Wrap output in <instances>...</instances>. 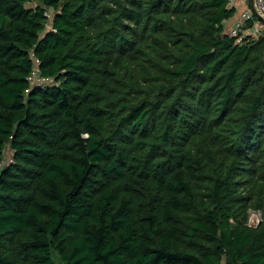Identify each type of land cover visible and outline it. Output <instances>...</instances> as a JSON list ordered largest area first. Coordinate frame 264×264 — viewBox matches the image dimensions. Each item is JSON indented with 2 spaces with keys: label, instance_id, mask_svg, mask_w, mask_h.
Returning <instances> with one entry per match:
<instances>
[{
  "label": "trees",
  "instance_id": "16d2710c",
  "mask_svg": "<svg viewBox=\"0 0 264 264\" xmlns=\"http://www.w3.org/2000/svg\"><path fill=\"white\" fill-rule=\"evenodd\" d=\"M234 16L0 0V264H264V36Z\"/></svg>",
  "mask_w": 264,
  "mask_h": 264
},
{
  "label": "built area",
  "instance_id": "2783aa9c",
  "mask_svg": "<svg viewBox=\"0 0 264 264\" xmlns=\"http://www.w3.org/2000/svg\"><path fill=\"white\" fill-rule=\"evenodd\" d=\"M228 5L235 8L233 20L224 21L225 31L230 36L236 37L237 42L264 36V0H228ZM37 73V70L33 72L31 81L38 79Z\"/></svg>",
  "mask_w": 264,
  "mask_h": 264
},
{
  "label": "rangeland",
  "instance_id": "374dc122",
  "mask_svg": "<svg viewBox=\"0 0 264 264\" xmlns=\"http://www.w3.org/2000/svg\"><path fill=\"white\" fill-rule=\"evenodd\" d=\"M49 13H50V14L53 13V10L50 9V10H49ZM228 21H230V19H229ZM5 159H6V160L11 159V152H10L9 150H8V151L6 152V154H5ZM260 215H261V214H260L259 211H252V212H251V215H250V223L253 224V225H255V224L258 222V220H259V218H260ZM54 257H55V260L57 261L58 264H62V262H61V260L59 259L58 255L55 254Z\"/></svg>",
  "mask_w": 264,
  "mask_h": 264
},
{
  "label": "crops",
  "instance_id": "0c3cea01",
  "mask_svg": "<svg viewBox=\"0 0 264 264\" xmlns=\"http://www.w3.org/2000/svg\"><path fill=\"white\" fill-rule=\"evenodd\" d=\"M231 21V20H230Z\"/></svg>",
  "mask_w": 264,
  "mask_h": 264
}]
</instances>
